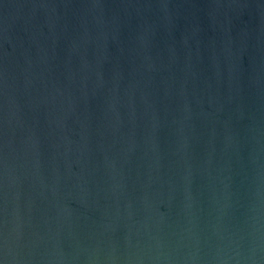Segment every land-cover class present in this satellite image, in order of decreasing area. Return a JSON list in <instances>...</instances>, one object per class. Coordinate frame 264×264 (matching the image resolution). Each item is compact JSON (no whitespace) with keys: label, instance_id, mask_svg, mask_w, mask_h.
Returning a JSON list of instances; mask_svg holds the SVG:
<instances>
[{"label":"water","instance_id":"95a60500","mask_svg":"<svg viewBox=\"0 0 264 264\" xmlns=\"http://www.w3.org/2000/svg\"><path fill=\"white\" fill-rule=\"evenodd\" d=\"M2 264H264V0H0Z\"/></svg>","mask_w":264,"mask_h":264},{"label":"snow or ice","instance_id":"6c2138e0","mask_svg":"<svg viewBox=\"0 0 264 264\" xmlns=\"http://www.w3.org/2000/svg\"><path fill=\"white\" fill-rule=\"evenodd\" d=\"M0 264H2V262H0Z\"/></svg>","mask_w":264,"mask_h":264}]
</instances>
